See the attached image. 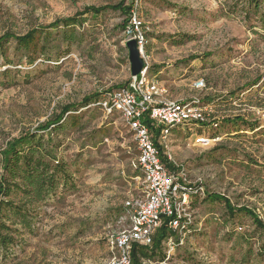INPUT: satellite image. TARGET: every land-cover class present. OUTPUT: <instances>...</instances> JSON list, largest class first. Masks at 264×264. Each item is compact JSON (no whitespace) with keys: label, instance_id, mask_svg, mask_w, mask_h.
I'll return each mask as SVG.
<instances>
[{"label":"rangeland","instance_id":"rangeland-1","mask_svg":"<svg viewBox=\"0 0 264 264\" xmlns=\"http://www.w3.org/2000/svg\"><path fill=\"white\" fill-rule=\"evenodd\" d=\"M117 1L0 0V35L22 34L84 6ZM134 16L141 22L147 77L164 87L168 100H204L209 117L221 121L218 130L200 132L220 137L212 148L195 143L196 129L176 127L159 144L161 153L189 184L200 183L205 194H221L264 220V1L254 11L244 0H134ZM122 20L118 11L85 14L75 27L81 38L67 54L61 29H50L49 60L39 55L27 63L28 53L14 41L0 49V149L61 105L131 83L125 42L133 35L119 27ZM193 54L199 57L178 63ZM198 79L202 88L193 86ZM78 112L81 126L65 124L60 131L61 154L75 170L74 187L59 189L41 208L34 234L4 264H106L107 237L127 225L125 210L117 216L116 210L143 189L133 132L119 112L97 102ZM237 115L257 127L224 123ZM203 196L192 200V229L171 264H264L250 218L229 217L222 202Z\"/></svg>","mask_w":264,"mask_h":264},{"label":"trees","instance_id":"trees-1","mask_svg":"<svg viewBox=\"0 0 264 264\" xmlns=\"http://www.w3.org/2000/svg\"><path fill=\"white\" fill-rule=\"evenodd\" d=\"M262 1L264 0H244L249 8L254 11L259 9ZM133 8L134 0H119L113 4L100 6H84L72 15L56 18L48 24L30 28L22 34H15L10 31L4 32L0 35V49L8 42L14 41L17 48L24 49L28 53L26 55L27 63H33L39 55L49 60L50 54L48 52L51 50L50 36L52 34L50 29L53 31L61 29L59 38L65 42L63 54H67L70 46L81 38L82 33L77 32L75 27L82 25L85 14L98 16L109 10L118 11L123 16L119 27L125 30L129 26L132 27L130 19L133 15ZM198 57L194 54L189 55L182 60H178V63H185ZM159 67L161 65H154L153 68ZM129 86L130 80L115 84L105 90L88 93L77 102L63 104L59 107L58 112L53 113L44 122L39 123L33 130H27L5 141L4 146L0 149V264H4V261L16 254L17 249L26 240V236L34 234L35 224L39 220L41 208L56 196L58 190L74 187L75 170L72 169V163L67 162L61 154L63 138L60 136V131L64 129L65 124L79 128L81 126L78 117L80 109L98 102L106 93L112 90ZM200 104H205V101L200 99ZM69 114H71V117L68 123H65ZM141 121L149 128L153 142L161 148L158 138L162 125L150 119L148 113L141 116ZM224 123H242L250 129H255L258 125L257 122H247L240 115L227 118ZM220 125V119L213 118L202 123L180 124L170 130H175L176 127H182L183 130L194 128L200 133L206 130H218ZM37 131L44 134L37 133ZM160 157L161 161L170 170L180 169L169 161L165 154L161 153ZM138 173L137 169L134 170L132 175L135 176ZM198 185L195 184L194 187L196 188ZM204 194L205 192L200 196ZM197 196L195 195L192 200ZM204 196L207 199L222 202L229 217L243 214L250 218L256 233L255 238L259 241L256 255L264 258V220L257 212L247 206L236 207L229 198L218 193L209 192ZM123 210H125L123 205L118 207L116 216L122 213ZM192 225L193 223L188 225L189 232ZM248 237H245L244 241H248ZM151 238L150 245L137 243L131 245L132 264H159L165 260V248L168 238L174 239L177 249L181 246L177 243L178 233L168 225V218L163 219L152 233ZM174 255L170 256L168 261L171 262Z\"/></svg>","mask_w":264,"mask_h":264},{"label":"built area","instance_id":"built-area-1","mask_svg":"<svg viewBox=\"0 0 264 264\" xmlns=\"http://www.w3.org/2000/svg\"><path fill=\"white\" fill-rule=\"evenodd\" d=\"M130 23L132 27H128L129 34L137 39L140 48L143 35L138 25L141 22L131 16ZM147 70L148 65H145L136 77H132L129 87L112 90L97 102L107 112H119L133 132L137 149L135 165L142 173L143 183L142 194L125 202L126 227L107 237L110 257L106 264H132L131 245H150L152 233L164 218H168L169 227L178 233V245L182 244L189 232L188 225L193 223V216L188 211L191 200L195 195L204 193L200 183H196L199 185L195 188V184H189L183 175L180 176V169L170 170L161 161V148L153 142L149 128L141 121V116L148 113L150 119L162 125L158 138V143L162 144L171 133L170 129L175 126L213 119L207 112L208 105H201L200 99L178 102L168 100L164 96V87L156 80L149 79ZM203 85L201 79L193 83L195 88H202ZM219 140L217 135L199 134L195 137V143L203 149L214 146ZM166 157L171 161L169 155ZM176 246L174 239L168 238L165 260L159 264H171L168 259L174 254Z\"/></svg>","mask_w":264,"mask_h":264},{"label":"water","instance_id":"water-1","mask_svg":"<svg viewBox=\"0 0 264 264\" xmlns=\"http://www.w3.org/2000/svg\"><path fill=\"white\" fill-rule=\"evenodd\" d=\"M125 45L128 50L130 74L132 77H136L144 69L145 61L141 55V50L136 38H127Z\"/></svg>","mask_w":264,"mask_h":264}]
</instances>
